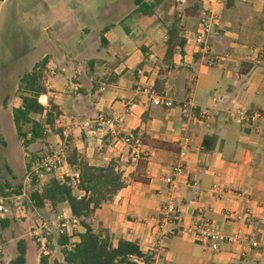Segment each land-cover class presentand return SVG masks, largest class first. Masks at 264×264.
Wrapping results in <instances>:
<instances>
[{"label": "crops", "instance_id": "obj_1", "mask_svg": "<svg viewBox=\"0 0 264 264\" xmlns=\"http://www.w3.org/2000/svg\"><path fill=\"white\" fill-rule=\"evenodd\" d=\"M93 1L40 0L23 19L36 30L32 44L41 61L48 60L43 96L59 108L58 125L90 165L112 162L124 183L87 223L108 232L115 247L120 239L137 242L151 264H264V120L237 117L241 109L264 112V0H176V7L175 0H161L152 16L136 13L135 0L129 12L124 0H107L103 19L119 14L120 24L131 21L128 39L114 33V24L103 26L105 52L112 53L107 63L93 56ZM174 20L186 43L167 59L166 26ZM205 23L208 43L201 46L196 34ZM221 54L229 57L211 66L210 57ZM150 86L176 105H154ZM183 102L192 109L181 110ZM99 115L119 118L116 131L86 124ZM128 136L145 155L124 143ZM178 165L182 175H175ZM171 194L179 212L164 222L161 210ZM18 214L28 217L25 210ZM60 214L73 217L61 206L58 225ZM76 219L78 226L66 232L83 231ZM211 231L234 240L216 252ZM18 245L7 244L15 253L4 249L6 264L17 258ZM23 246L27 263L29 245ZM58 247L47 245L44 254L51 259ZM33 255L41 256L35 249ZM59 255L54 264H63Z\"/></svg>", "mask_w": 264, "mask_h": 264}, {"label": "rangeland", "instance_id": "obj_2", "mask_svg": "<svg viewBox=\"0 0 264 264\" xmlns=\"http://www.w3.org/2000/svg\"><path fill=\"white\" fill-rule=\"evenodd\" d=\"M40 0H9L2 3L0 0V197L5 198V204L9 209L6 217L9 220L8 226L1 229V243L3 248V256L1 264H6L8 260L4 261V249L10 250L12 256L15 251L10 248V242L17 245L19 242H24L26 248L28 246V259L26 264H40L39 259H35L34 249L40 254H44L47 245L56 247L59 240V225L56 218V212L53 210L41 211L35 208L30 200L29 194L31 191V173L37 174L38 185L50 176L46 172L35 173V168L39 161L59 150L66 148L67 144H73V139L66 134V130L58 125L60 119V110L58 107L52 108V116L54 118V127H47V138L39 140L32 145L26 147L23 141L17 136L12 111L21 104L20 80L23 75L33 70L36 64L39 65V73L41 75V51L38 47L32 44L33 37L36 35V30L29 29L30 23L23 19L34 11ZM171 1V0H170ZM190 4L197 2L196 0H187ZM133 0H124L122 9L126 12L131 10ZM107 0H94L93 9H95L94 25L97 27L94 32V47L93 56H102L95 58L99 63L109 62L106 58L110 54L105 52V46L102 43V36L104 34L102 28L105 25L114 24V33L123 39H128L126 32L131 25L130 20H126L120 24L116 18L118 15H113L110 19H103L101 9L105 7ZM175 7L177 1L175 0ZM165 5L162 6L164 8ZM176 10V11H175ZM176 14L180 11L174 9ZM165 15V11H163ZM5 20H2L4 19ZM23 20V21H22ZM150 22L144 25L149 26ZM166 22V20H165ZM2 23V24H1ZM170 26L172 22H169ZM101 30V31H100ZM33 32L34 35H33ZM123 56L122 54H120ZM107 60V61H106ZM119 60H123L119 59ZM43 82L46 83L45 70L43 71ZM45 78V79H44ZM42 97V96H41ZM39 98L44 106L51 110L50 100H42ZM53 102V101H52ZM54 103V102H53ZM55 104V103H54ZM38 119H43L37 116ZM69 174V175H67ZM53 175L63 178L64 176H74L73 170L68 165L61 163L59 168ZM29 177V178H28ZM75 183H73V186ZM20 190L19 194L15 191ZM77 194L78 191L75 190ZM19 210H25L28 217H21L18 214ZM78 226V224H75ZM73 228V226H72ZM58 247V251L60 252ZM59 252L54 253L50 259V264L56 256H60ZM18 254V248H17ZM9 259V258H8Z\"/></svg>", "mask_w": 264, "mask_h": 264}, {"label": "trees", "instance_id": "obj_3", "mask_svg": "<svg viewBox=\"0 0 264 264\" xmlns=\"http://www.w3.org/2000/svg\"><path fill=\"white\" fill-rule=\"evenodd\" d=\"M161 0L146 2L135 0V12L143 16H152ZM107 29V28H106ZM179 20H174L168 26L167 52L165 58H171L179 49L183 53L185 39L179 33ZM102 43L106 41L102 36ZM47 58L41 61V75L39 65L22 76L20 80L21 104L12 111L17 136L28 147L39 140L47 138V127H54L52 108L57 105L51 100V110H48L39 98L49 93L43 82V71L46 69ZM37 116L43 119L36 118ZM1 139V134H0ZM66 161L73 170L74 176H64L62 179L50 173L39 186L37 174L31 176L30 200L35 208H49L58 211L61 206L67 205L73 217L80 219L83 231L65 232L59 235L58 246L63 255V264H151V258L145 255L135 241L120 239L115 247L106 231H95L87 220L93 216L101 205L110 200L124 183L111 162L105 167H96L81 157L73 144L66 147ZM73 183L75 185L73 186ZM78 193L82 194L81 196ZM20 190L15 191L19 194ZM7 218L0 219V227L8 226ZM24 242L18 245V256L9 264H25ZM40 264H50V256L42 254ZM55 264H59L55 262Z\"/></svg>", "mask_w": 264, "mask_h": 264}, {"label": "built area", "instance_id": "obj_4", "mask_svg": "<svg viewBox=\"0 0 264 264\" xmlns=\"http://www.w3.org/2000/svg\"><path fill=\"white\" fill-rule=\"evenodd\" d=\"M4 1V0H1ZM208 30L209 26L205 23L200 31L196 34V41L199 45L205 46L207 45L208 41ZM229 57L228 54H221V55H213L210 57V65L211 66H218L220 63ZM148 94L150 95L152 102L156 106H161L164 108H172L176 105V103L172 99H168L165 96L158 94L155 89L150 86L147 88ZM179 107L183 111H188L192 109V104L190 102H183L179 104ZM237 117L241 122L254 124L259 122L260 120H264V112L261 110H254L249 111L246 109H241L237 112ZM120 121L119 118L116 117H109L105 115H99L92 121H88L86 124L90 125L91 123L98 124L99 126H108L116 131L118 122ZM124 143L130 147H134L137 156H141V154H146L142 151V144L139 140H135L133 136H128L124 138ZM66 161V152L64 148H60L59 150L52 152L51 154L47 155L46 157L42 158L35 168V173L38 172H46V173H54L60 166L61 163ZM175 175H182L184 173V167L182 165H178L175 170ZM31 173L29 176H31ZM29 178V177H28ZM166 182L170 185H174L175 181L173 177L166 178ZM9 209L5 204V198L0 197V219L6 218ZM179 212L178 206L175 202L174 197L172 194L169 196L167 202L163 206L161 210V218L162 221L167 222L172 217H175ZM235 218L241 219L240 215H236ZM59 234H64L69 227H76L75 224L78 223L75 217L68 219L64 216V214H60L59 217ZM210 236L212 240L211 247L214 251L218 252L221 249V243L228 241H233V237H225L218 232H208L206 233ZM253 246L258 247L259 243L257 241L252 242ZM3 256V248L1 243V227H0V264Z\"/></svg>", "mask_w": 264, "mask_h": 264}, {"label": "bare ground", "instance_id": "obj_5", "mask_svg": "<svg viewBox=\"0 0 264 264\" xmlns=\"http://www.w3.org/2000/svg\"><path fill=\"white\" fill-rule=\"evenodd\" d=\"M41 98H42V100H45L46 101V97L42 96Z\"/></svg>", "mask_w": 264, "mask_h": 264}]
</instances>
